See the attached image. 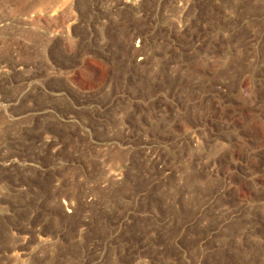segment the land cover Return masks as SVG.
I'll return each instance as SVG.
<instances>
[{
  "label": "rangeland",
  "instance_id": "374dc122",
  "mask_svg": "<svg viewBox=\"0 0 264 264\" xmlns=\"http://www.w3.org/2000/svg\"><path fill=\"white\" fill-rule=\"evenodd\" d=\"M0 264H264V0H0Z\"/></svg>",
  "mask_w": 264,
  "mask_h": 264
},
{
  "label": "bare ground",
  "instance_id": "6f19581e",
  "mask_svg": "<svg viewBox=\"0 0 264 264\" xmlns=\"http://www.w3.org/2000/svg\"><path fill=\"white\" fill-rule=\"evenodd\" d=\"M63 207H64V208H69V207H68V204H66V205H65V206H63Z\"/></svg>",
  "mask_w": 264,
  "mask_h": 264
}]
</instances>
